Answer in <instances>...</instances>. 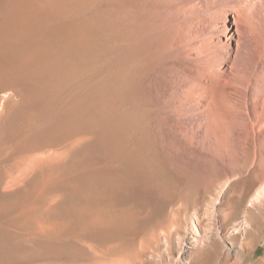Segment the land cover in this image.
Segmentation results:
<instances>
[{
  "label": "bare ground",
  "instance_id": "obj_1",
  "mask_svg": "<svg viewBox=\"0 0 264 264\" xmlns=\"http://www.w3.org/2000/svg\"><path fill=\"white\" fill-rule=\"evenodd\" d=\"M31 1L27 4L25 0L21 6L13 3L0 24V81L37 111L27 121L31 131L15 153L12 166L24 163L26 167L14 183L47 175L50 181L41 190L57 191L56 179L75 173L77 177L91 174L99 188L105 177L120 172L135 188L152 195L183 194L189 188L191 173L174 163L179 155L176 151L181 149L176 146L183 141L178 135L181 122L174 116L172 95L166 96V85L160 92L149 91L146 85L159 65H175L168 56L182 37L171 41L172 35L164 33L142 41L139 33L144 31L137 33L138 28L129 24L145 8L159 9L177 0ZM233 12L229 44L239 45L237 35L251 34L264 46V23L259 26L245 7ZM247 47L248 66L234 65L219 71L205 66L204 86L198 91L204 97V131L215 137L221 149L228 137L236 138L228 160L231 172L209 200L208 215L214 218H225L222 203L233 180L252 169L264 172V57L256 44L248 41ZM260 75L261 82L250 90ZM75 153L80 155L70 169L67 161ZM262 177L251 200L252 208L264 204ZM34 184L29 191L40 190ZM168 197L165 200L171 199ZM195 216L199 225V213ZM259 217L264 222L263 213ZM214 221V225L205 226L204 238L195 232L196 245L210 244L215 237L230 242V250L239 249L243 255L256 252L254 241H249V235L256 231L254 221L246 216L226 234ZM191 227L196 231L194 222ZM163 242L171 264L191 263L193 253L186 247L184 236L179 235L175 243L166 238ZM122 261L120 264H137ZM252 264H264V258Z\"/></svg>",
  "mask_w": 264,
  "mask_h": 264
},
{
  "label": "rangeland",
  "instance_id": "obj_2",
  "mask_svg": "<svg viewBox=\"0 0 264 264\" xmlns=\"http://www.w3.org/2000/svg\"><path fill=\"white\" fill-rule=\"evenodd\" d=\"M26 1L29 4L31 0ZM13 3L26 4L25 0H0V24L14 7ZM240 7H245L259 26L264 23V0H177L158 10L145 8L140 16L129 21L138 28L137 33L144 31L139 33L142 41L164 33L168 37L172 35L171 41L179 35L182 37L178 46L170 48L171 56L168 52L169 60L176 62L175 65L169 68L159 65L146 83L152 92L168 86V92L164 89L166 96L172 95L174 116L181 122L178 135L184 145L176 146L177 150L181 149L176 151L179 155L174 163L190 171L191 182L189 190L169 196L171 199L165 200L168 195L161 194L158 199V195L135 188L120 172L105 177L99 188L91 174L77 177L72 172L66 178L56 179L60 188L57 191L41 190L50 181L47 175H33L24 182L14 183L26 167L24 163L12 166L15 153L31 131L27 121L37 111L25 104L11 86L0 81V264H120L121 260L171 264L163 238L175 243L179 235L185 237L186 247L193 253L190 264H252L264 258V222L259 217L260 212L264 215V204L254 208L251 204L264 172L256 169L243 172L233 180L224 197L225 218L208 215L209 202L219 183L231 172L228 160L236 138L228 137L226 147L221 149L215 137L204 131V97L198 93L199 87L204 86V69L209 66L219 71L234 65L248 66V41L256 44L264 57L263 43L251 34L248 38L245 34L237 35L239 45L228 42L227 36L235 22L233 9ZM260 76L250 90L261 82ZM78 155H70L67 167L73 169ZM31 184L41 191H29ZM159 200L163 201L158 203ZM197 212L199 225L195 219ZM246 216L256 226V231L249 235V241H254L257 248L251 256L243 255L239 249L230 250V242L215 237L210 244L196 245L194 240L198 236L204 238L205 226L214 225V220L226 234ZM192 222L196 231L191 227Z\"/></svg>",
  "mask_w": 264,
  "mask_h": 264
}]
</instances>
